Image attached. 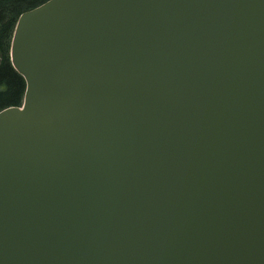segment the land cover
I'll return each mask as SVG.
<instances>
[{
    "label": "water",
    "instance_id": "obj_1",
    "mask_svg": "<svg viewBox=\"0 0 264 264\" xmlns=\"http://www.w3.org/2000/svg\"><path fill=\"white\" fill-rule=\"evenodd\" d=\"M9 46L0 264H264V0H47Z\"/></svg>",
    "mask_w": 264,
    "mask_h": 264
},
{
    "label": "trees",
    "instance_id": "obj_2",
    "mask_svg": "<svg viewBox=\"0 0 264 264\" xmlns=\"http://www.w3.org/2000/svg\"><path fill=\"white\" fill-rule=\"evenodd\" d=\"M47 0H0V110L23 102L25 80L12 67L10 42L19 15Z\"/></svg>",
    "mask_w": 264,
    "mask_h": 264
}]
</instances>
